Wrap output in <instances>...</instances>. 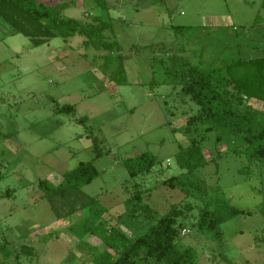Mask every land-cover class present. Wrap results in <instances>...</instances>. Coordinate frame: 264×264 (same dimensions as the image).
<instances>
[{
    "label": "rangeland",
    "instance_id": "374dc122",
    "mask_svg": "<svg viewBox=\"0 0 264 264\" xmlns=\"http://www.w3.org/2000/svg\"><path fill=\"white\" fill-rule=\"evenodd\" d=\"M38 2L65 4L60 15L83 24L93 17L110 23L113 32H106L104 40L119 48L111 59L124 57L126 83L109 82L101 58L107 53L85 48L82 37L34 47L23 35L8 34L9 26L0 19V247L10 255L4 259L0 250V264H92L87 249L68 232L84 212L57 220L37 188L39 180L58 184L85 162H92L98 176L82 194L106 209L107 226L140 236L172 206L189 204L192 211L180 221L178 242L196 251L197 264H264L259 213L264 161L249 162L227 151L229 146L217 145L211 131L202 144L204 168L188 173L175 164L179 148L196 137L185 132V124L199 110L180 92L181 63L208 71L264 56V0ZM247 103L264 112L263 102ZM65 105L73 112H58ZM147 152L156 158L155 166L131 178L125 161ZM241 168H248L251 177ZM180 174L188 197L183 186L162 185ZM137 191L140 200L132 198ZM215 195L253 215L226 221L221 238L212 241L195 223ZM87 241L105 249L95 238ZM21 246L33 248L34 255L15 259Z\"/></svg>",
    "mask_w": 264,
    "mask_h": 264
},
{
    "label": "trees",
    "instance_id": "16d2710c",
    "mask_svg": "<svg viewBox=\"0 0 264 264\" xmlns=\"http://www.w3.org/2000/svg\"><path fill=\"white\" fill-rule=\"evenodd\" d=\"M65 6H46L38 0H0V19L9 26L8 34H21L34 47L56 38L67 41L75 36L82 37L85 48L93 46L107 53L101 58L104 60V75L109 82L125 84L124 57L116 54L111 59L112 52L119 48L117 44L104 40L106 32H113V26L99 17H93L92 22L87 24L64 18L60 11ZM180 66V92L195 102L199 110L186 121L185 132L195 133L196 137L175 154L177 168L192 173L206 166L202 144L205 134L211 131L215 132L217 145L229 146L227 151L244 156L249 162L264 161V112L247 103L249 100L264 103V56L238 60L208 71H201L187 62ZM118 74H124V77L117 79ZM73 108L65 105L58 112L70 114ZM199 127L202 128L200 133ZM155 164L156 158L148 152L125 161L131 178L149 174ZM239 172L251 177L248 168H241ZM181 175L168 178L162 185L170 189L183 186ZM97 176L92 162H85L65 173L56 185L48 180L37 183L57 220L84 212L81 220L68 227V232L77 240V246L87 249L92 264H197L196 251L178 242L180 221L192 211L189 204L172 206L146 233L128 236L116 226H107L103 219L106 209L94 198L82 194L81 189ZM182 190L186 197L190 195V190L184 186ZM141 194L137 191L132 198L140 200ZM216 195L213 202H208L200 210L195 223L197 230L212 241L221 238L220 226L226 221L253 215L251 211L230 206L225 199ZM259 213L264 218V205ZM87 237L97 239L105 249L99 251L98 247L87 241ZM3 249V246L0 247L4 259H8L10 255ZM33 253V248L21 246L19 252L15 253V259L20 254L32 256Z\"/></svg>",
    "mask_w": 264,
    "mask_h": 264
},
{
    "label": "built area",
    "instance_id": "2783aa9c",
    "mask_svg": "<svg viewBox=\"0 0 264 264\" xmlns=\"http://www.w3.org/2000/svg\"><path fill=\"white\" fill-rule=\"evenodd\" d=\"M182 234H184V232Z\"/></svg>",
    "mask_w": 264,
    "mask_h": 264
}]
</instances>
